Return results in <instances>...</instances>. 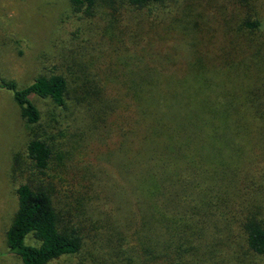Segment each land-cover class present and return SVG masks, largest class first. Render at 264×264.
I'll list each match as a JSON object with an SVG mask.
<instances>
[{"label":"rangeland","instance_id":"obj_1","mask_svg":"<svg viewBox=\"0 0 264 264\" xmlns=\"http://www.w3.org/2000/svg\"><path fill=\"white\" fill-rule=\"evenodd\" d=\"M103 1L75 11L70 0H0V78L24 87L40 74L57 71L71 83L87 77L93 86L121 87L117 69L106 62L111 49L126 39L134 14L118 7L120 19L128 23L115 24L110 20L112 8ZM86 9L94 16L89 17ZM139 14L156 22L159 44L175 57L174 68L183 72L187 63L186 73L199 75L192 102L199 108L206 105L204 119L213 126L211 107L223 108V148L211 145L204 130L195 151L204 179L223 180L222 190L215 192L223 198L218 206L223 210V248L215 259L221 264H264V257L246 248L241 226L251 217L264 222V0H162ZM247 20H258L261 26L249 28ZM32 99L41 116L34 125L21 117L11 92L0 88V264H22L5 237L16 210L14 189L19 182L49 183L62 200L73 202L66 188L77 186L70 178L82 170L87 171L85 178L95 172L91 199H82L81 211L88 214L105 204L113 212L119 203L117 215L128 209L122 204L127 199L124 185L106 176L118 159L117 151L111 150L115 138L111 130L100 120L96 127L71 98L64 108L48 99ZM34 133L55 146L44 176L35 173L25 153ZM217 160L223 164L216 166ZM91 234L84 236L78 253L48 264H116L119 258L110 257L100 241L103 232ZM26 242L37 244L31 235Z\"/></svg>","mask_w":264,"mask_h":264},{"label":"trees","instance_id":"obj_2","mask_svg":"<svg viewBox=\"0 0 264 264\" xmlns=\"http://www.w3.org/2000/svg\"><path fill=\"white\" fill-rule=\"evenodd\" d=\"M161 1H103L112 8L110 20L115 24L128 23L120 19L118 7L134 14L126 28V39L111 49L106 62L107 67L117 69L121 87L110 83L93 86L87 77H77L72 85L57 71L40 74L24 87L0 78V88L11 92L27 124H38L41 118L33 96L61 108L71 98L96 127L103 122L115 137L111 150L117 151L118 158L106 176L118 180L127 192L122 203L128 208L126 213L116 214L121 203L113 205V212L102 204L95 206L92 216L93 212L85 214L81 207L83 200L91 199L95 172L85 178L87 171L82 170L70 178L77 186V190L66 188L68 197L74 196L73 202L62 200L49 183H17V206L5 237L9 250L22 264H48L76 254L84 238L97 230L104 234L100 241L109 248L110 257L119 258L116 264H221L215 258L223 248V210L218 209L223 198L215 192L222 190L223 180L204 179L195 151L202 140L198 135L204 130L211 145L223 148V108L211 107L213 126L204 119L206 105L199 108L192 102L199 90L194 83H199V75L186 73L187 63L183 72L174 68L175 57L159 44L156 22L139 14ZM70 3L78 11L85 4L95 5L96 0ZM85 13L94 16L87 9ZM245 25L259 28L261 22L247 20ZM219 112L221 117H217ZM25 153L35 173L44 176L55 146L34 133ZM222 164L217 160L216 166ZM241 226L246 248L264 257V222L251 217ZM29 235L36 245L26 242Z\"/></svg>","mask_w":264,"mask_h":264}]
</instances>
